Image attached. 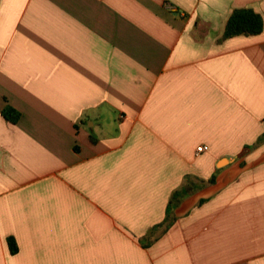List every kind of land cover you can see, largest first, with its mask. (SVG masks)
<instances>
[{"label":"crops","instance_id":"1","mask_svg":"<svg viewBox=\"0 0 264 264\" xmlns=\"http://www.w3.org/2000/svg\"><path fill=\"white\" fill-rule=\"evenodd\" d=\"M0 264H264V0H0Z\"/></svg>","mask_w":264,"mask_h":264},{"label":"trees","instance_id":"2","mask_svg":"<svg viewBox=\"0 0 264 264\" xmlns=\"http://www.w3.org/2000/svg\"><path fill=\"white\" fill-rule=\"evenodd\" d=\"M262 30L263 19L259 14L249 8L234 9L226 22L221 40L239 35L255 36ZM2 116L7 121L14 123L18 119L19 113L11 107H6L2 110ZM7 241L11 253H15L17 251L15 241L12 238H8Z\"/></svg>","mask_w":264,"mask_h":264},{"label":"built area","instance_id":"3","mask_svg":"<svg viewBox=\"0 0 264 264\" xmlns=\"http://www.w3.org/2000/svg\"><path fill=\"white\" fill-rule=\"evenodd\" d=\"M208 150V147L206 145H201L196 148L195 156H198L200 153L205 152Z\"/></svg>","mask_w":264,"mask_h":264}]
</instances>
